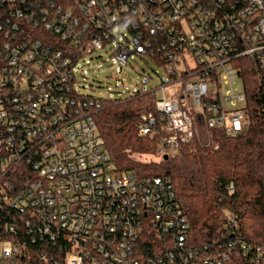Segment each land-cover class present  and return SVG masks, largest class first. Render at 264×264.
<instances>
[{
    "label": "built area",
    "instance_id": "2783aa9c",
    "mask_svg": "<svg viewBox=\"0 0 264 264\" xmlns=\"http://www.w3.org/2000/svg\"><path fill=\"white\" fill-rule=\"evenodd\" d=\"M96 49L119 69L134 56L165 60L157 115L142 114L141 131H160L166 158L198 119L241 129L236 61L264 77V0H0V264H225L233 242H189L170 178L115 170L100 100L75 83ZM241 248L264 262L263 246Z\"/></svg>",
    "mask_w": 264,
    "mask_h": 264
},
{
    "label": "trees",
    "instance_id": "16d2710c",
    "mask_svg": "<svg viewBox=\"0 0 264 264\" xmlns=\"http://www.w3.org/2000/svg\"><path fill=\"white\" fill-rule=\"evenodd\" d=\"M128 34H134L131 27ZM141 58L164 67L165 60L157 56ZM236 62L246 116L233 135L208 129L198 119L192 139L174 154L155 160L160 131L142 133L141 123L142 114L157 115L158 86L140 85L126 96L97 97L94 117L115 170L133 171L140 178H170L174 198L181 201L189 221L190 243L223 249L232 241L225 264H264L241 248L242 241L264 247V77L252 59Z\"/></svg>",
    "mask_w": 264,
    "mask_h": 264
},
{
    "label": "rangeland",
    "instance_id": "374dc122",
    "mask_svg": "<svg viewBox=\"0 0 264 264\" xmlns=\"http://www.w3.org/2000/svg\"><path fill=\"white\" fill-rule=\"evenodd\" d=\"M79 64H83L75 70V83L79 92L95 97L126 96L140 85L152 89L167 76L163 66L138 56H134L127 64H121L119 69V65L104 49L92 51L88 63L81 61ZM232 86L238 89L239 83L233 81ZM222 88L223 91L227 89L225 86ZM152 157L160 160L161 155L154 152Z\"/></svg>",
    "mask_w": 264,
    "mask_h": 264
},
{
    "label": "water",
    "instance_id": "95a60500",
    "mask_svg": "<svg viewBox=\"0 0 264 264\" xmlns=\"http://www.w3.org/2000/svg\"><path fill=\"white\" fill-rule=\"evenodd\" d=\"M165 157V156H164Z\"/></svg>",
    "mask_w": 264,
    "mask_h": 264
}]
</instances>
